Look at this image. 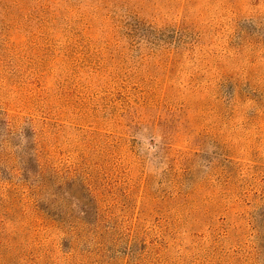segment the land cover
I'll return each mask as SVG.
<instances>
[{
  "label": "rangeland",
  "instance_id": "374dc122",
  "mask_svg": "<svg viewBox=\"0 0 264 264\" xmlns=\"http://www.w3.org/2000/svg\"><path fill=\"white\" fill-rule=\"evenodd\" d=\"M0 264H264V0H0Z\"/></svg>",
  "mask_w": 264,
  "mask_h": 264
}]
</instances>
